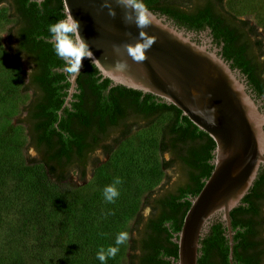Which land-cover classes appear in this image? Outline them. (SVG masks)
I'll list each match as a JSON object with an SVG mask.
<instances>
[{
	"label": "trees",
	"instance_id": "1",
	"mask_svg": "<svg viewBox=\"0 0 264 264\" xmlns=\"http://www.w3.org/2000/svg\"><path fill=\"white\" fill-rule=\"evenodd\" d=\"M49 1L43 4L42 13L36 1L21 0L22 5L30 10V18L34 20L26 33L27 41L42 57L37 58L42 74L35 77V81L42 88L43 95L33 109L31 125L25 118L21 121L28 125L26 128L29 146H34L39 152L40 155L35 161L40 164V173L43 172L42 176L37 177L30 174L28 194L45 201L44 204L36 205L32 211L27 210L29 215L32 212L33 215L24 223L23 228L40 231L41 235L37 242L38 250L32 248L25 254L20 250L22 247L17 246L18 252L9 254L0 264H102L97 259V252L101 248L114 246L116 230H120L125 218L137 207V203L132 204L131 201L133 171L129 168L119 176L120 183L115 185L119 196L111 203L104 199L103 189L113 184V181L107 184L108 180H105L104 187L96 195L87 197L70 195L68 189H60L57 185L63 184L74 168L79 169L82 177L85 176L84 168L90 162L89 153L96 147L98 138L108 133V123H118L121 109L131 106L151 116L147 122L167 112L172 114L163 128L160 149L162 153L171 152L182 160L187 183L180 185L176 191H169L156 199L151 195L147 197L146 205L155 199L156 206L152 207L154 215L145 224L143 231L138 230L137 238L131 244V249L138 250L139 253L134 252L131 255L130 264H176L171 261L172 257L178 259V243L175 238L191 205L190 199L201 191L205 179L211 175L216 143L179 108L163 102L153 94L118 84L117 90L123 91L124 98L125 95H131L130 99L125 98L124 102L115 95H105L104 89L111 80L106 78L104 82H99L96 74L100 72L90 60L87 63L90 78L81 82L82 91L76 95L78 101L72 102V108H64L60 115L59 111L67 92L65 89L69 84L61 85V75L53 71L52 68L58 65L59 61L57 58H50L55 52L52 44L45 39L48 33L41 30L48 29L53 20L56 21L66 14L64 4H58L53 10ZM215 1L137 0L144 8L167 14L179 24H207L217 29L220 21L215 17ZM217 1L224 4V0ZM259 43L262 46L261 41ZM31 87V83L26 84L27 90ZM144 94L145 98L140 100ZM156 97L159 102L155 101ZM130 131L131 128H128L122 137ZM111 146H107V149ZM173 163L170 160V164ZM130 164L131 161L126 162L127 166ZM143 176L144 172L141 173V177ZM263 185L264 168H261L254 186L244 197L242 204L231 212L235 230L234 264H259L261 251L255 250L260 246L259 235L264 229L262 203L258 201L264 198L260 191ZM80 206L82 208L79 209ZM2 207L0 205V208ZM39 214L40 221L37 220ZM244 214L246 216H243ZM19 225L20 223L15 224V229L11 232V237L16 243L20 242L21 233L25 232ZM200 251L199 264H230L229 240L226 227L221 221H215L210 227L201 240ZM168 257L171 258L167 259ZM109 263L110 256L106 255L103 264Z\"/></svg>",
	"mask_w": 264,
	"mask_h": 264
},
{
	"label": "water",
	"instance_id": "2",
	"mask_svg": "<svg viewBox=\"0 0 264 264\" xmlns=\"http://www.w3.org/2000/svg\"><path fill=\"white\" fill-rule=\"evenodd\" d=\"M106 2L116 15L105 7ZM64 27L75 30L88 44L89 56L75 65L69 101L77 78L89 59L114 84L150 93L179 108L216 143L211 175L191 198L177 237L176 264H199L201 240L215 221L226 227L229 262L234 264L231 212L242 204L264 167V111L239 72L209 44L145 8L149 23L143 29L125 21L117 0H63ZM141 32L153 43L144 49ZM140 48L143 61L129 55ZM117 65H123L117 67ZM61 115V110H60Z\"/></svg>",
	"mask_w": 264,
	"mask_h": 264
},
{
	"label": "rangeland",
	"instance_id": "3",
	"mask_svg": "<svg viewBox=\"0 0 264 264\" xmlns=\"http://www.w3.org/2000/svg\"><path fill=\"white\" fill-rule=\"evenodd\" d=\"M224 6L228 12L254 27L264 52V0H224ZM13 22L6 6H2L0 9V205L3 207L0 208V263L4 262L9 254L18 252L17 246L22 247L20 250L25 254H28L32 248L38 250L37 242L41 232L29 227L23 228V225L33 215V212L29 215L27 210L32 211L36 205L45 203L44 200L35 199L28 194L30 174L32 177H37L42 176L43 172L40 173V164L35 161L37 155L29 146L27 126L21 122L32 94L26 89L27 64L13 58L8 48V29ZM171 117L172 114L167 112L153 121L142 122L126 136L118 138L116 144H109L112 146L108 151L98 152L84 177H80L77 171L72 170L68 179L63 184L57 185L60 189H68L70 195L87 197L96 195L104 187L105 180L110 184L127 169L133 171L131 201L132 204L137 203V207L125 218L123 226L114 234L115 239L119 233H126L128 238L124 244L114 243L113 247H117L118 251L114 257L110 256L109 264H130L131 255L134 252L139 253L138 250L131 249V244L137 238L142 222L151 214L145 203L147 197L150 195L155 197L164 187L174 189L177 179L184 178L183 170L177 165L170 164L169 153H162L160 149L163 128ZM127 161H131L129 166L126 165ZM143 172L144 176L141 177ZM38 216L37 220L40 221V214ZM17 223H20L19 226L23 230L25 229L18 243L11 237V232ZM108 248L104 247L105 252Z\"/></svg>",
	"mask_w": 264,
	"mask_h": 264
},
{
	"label": "flooded vegetation",
	"instance_id": "4",
	"mask_svg": "<svg viewBox=\"0 0 264 264\" xmlns=\"http://www.w3.org/2000/svg\"><path fill=\"white\" fill-rule=\"evenodd\" d=\"M29 1H36L40 5L41 11L43 13V4L47 0ZM215 2V17H218L220 21L219 28L217 29H213L207 24H203L201 26L179 24L174 18H170L167 14H163L161 12L156 13L161 16H166L168 20H170L173 24L191 33L193 35V40L197 41L198 43L209 44L211 46V49H215L231 65L233 69L239 72V74L247 84L250 93L259 103L261 110L264 111V90H262L264 88V52L262 50L263 46H260L259 43L261 40L259 39L258 35L254 33V27L249 22L238 18L234 14L228 12L224 4H221L219 1L216 0ZM49 3L51 4V9L53 10L58 6V4H64L63 0H50ZM2 6H6L8 12L10 13V16L14 20V22L8 29V48L13 54V58H18V60L23 61L27 64V68L25 70L27 73V84L31 83L32 85V87L29 89L32 95L29 103L27 104L29 105V107H26L24 118L26 119V121H28V124L31 125L33 109L43 95L42 88L40 87L38 82L35 81V77L42 74L41 66L37 62V58L42 57L38 55L36 50L32 49L30 45L31 43H29L26 38V33L28 30H30L29 28L32 26V22H34V20L30 18V10L22 5L21 0H0V9ZM65 17L66 16L59 18L56 21L52 19L53 22H51L49 25L54 24L58 21L64 22L66 19ZM46 29L47 28H42L41 31H46L45 33H48V37H46L45 39L50 40L51 34L48 32V29ZM50 58H57V60L59 61V64L54 66L52 69L54 72H58L61 75V85H65L67 83L69 84V86L65 89L67 91L65 95L66 101V98L69 94L70 77L75 72V65H77L79 61L73 62L72 64H67L56 54L52 55ZM88 61L89 59L85 62L84 68L77 78V86L75 88V92L72 94L71 100L69 101L70 105L63 107V104L61 108V115L64 108H72V102L78 101L76 95L81 93L82 83L90 78L87 71ZM96 77L99 78V82H104V80L106 79L103 78L100 74H96ZM118 86V84H114L113 82L109 81L107 87H105L104 89V94L109 96L115 95L118 98L120 97L121 99H123L124 102L126 101V99H130L131 95L129 97L128 94L127 97L125 95L126 99L124 98L123 91L117 90ZM84 90L88 91V89ZM144 98L145 94L142 95L140 100H143ZM155 101L159 102L160 100L156 97ZM131 107L121 109V111L119 112L120 118L117 120V124L112 125V123H108V126L110 127L108 133L98 138L99 140L96 147H94L89 153L90 162L84 168L86 169V173L88 171V167L91 164V161L96 157L98 152L104 153L105 151H107V146L116 142L118 138H121L123 133L128 130V128H131L132 130L133 128L138 127L142 122L149 121L148 119H150L151 116L145 115L139 109H134V107ZM31 148L35 151L37 156L40 155L34 146H32ZM168 153L171 157V160L174 162L173 165H177L180 170H183L182 160L179 157L174 156L171 152ZM96 164L99 163L96 162ZM73 170L77 171L80 177H82L79 169L74 168ZM184 183H187V179L180 177L177 179L174 189L170 190L164 187L153 198L156 199L157 197H160L169 191H176L179 186ZM260 191L264 194V185L262 186V189ZM154 200H152L151 203L147 205V207L150 209L151 214L142 222L140 227L142 231L145 228V224L148 223V220L154 215V211L152 208L156 206ZM258 201L262 203V213L264 215V198L258 199ZM243 216H246V214H244ZM259 236H261V238L259 239L261 243L260 246L258 245V248L255 251H261L259 264H264V229L262 231V234H260ZM170 258L168 257L167 259ZM171 261L175 263V257H172Z\"/></svg>",
	"mask_w": 264,
	"mask_h": 264
},
{
	"label": "clouds",
	"instance_id": "5",
	"mask_svg": "<svg viewBox=\"0 0 264 264\" xmlns=\"http://www.w3.org/2000/svg\"><path fill=\"white\" fill-rule=\"evenodd\" d=\"M117 3L121 8L125 10V21L126 22H134L139 28L143 29L149 23L147 16L150 13H146L144 5L142 3L137 2V0H117ZM105 7L109 9V13L112 16L116 15L114 9L110 7V5L106 2ZM79 31V24L76 25L75 30L67 29L64 27L63 22H56L54 24L49 25L48 32L51 34V39L47 42L52 44L53 50L55 54L65 61L67 64H72L73 62L79 61L81 63L82 59L89 56V46L88 44L81 38V36H77L76 32ZM141 39L144 40V49L147 50L151 47L153 43L141 32ZM129 55L132 56L137 61H143L144 57L140 55L141 49L136 48L133 51L131 48H128ZM123 65H117V67H122ZM35 155V153H32ZM120 180L117 178L113 181V184L106 186L103 189L104 199L111 203L114 202L115 199L119 196V192L115 185L119 184ZM126 233H119L116 236L115 244L121 245L124 244L127 240ZM118 251L117 247H109L107 252L101 248L97 252V259L103 262L106 260V255L114 257Z\"/></svg>",
	"mask_w": 264,
	"mask_h": 264
}]
</instances>
